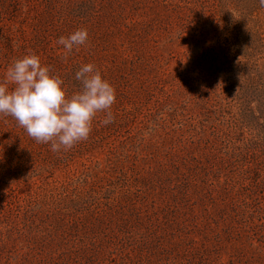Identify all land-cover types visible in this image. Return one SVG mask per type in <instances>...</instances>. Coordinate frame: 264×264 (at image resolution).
I'll list each match as a JSON object with an SVG mask.
<instances>
[{"label":"rangeland","instance_id":"1","mask_svg":"<svg viewBox=\"0 0 264 264\" xmlns=\"http://www.w3.org/2000/svg\"><path fill=\"white\" fill-rule=\"evenodd\" d=\"M28 54L69 96L95 64L115 119L54 153L0 115V264H264L258 0H0V81Z\"/></svg>","mask_w":264,"mask_h":264},{"label":"clouds","instance_id":"2","mask_svg":"<svg viewBox=\"0 0 264 264\" xmlns=\"http://www.w3.org/2000/svg\"><path fill=\"white\" fill-rule=\"evenodd\" d=\"M264 7V0H258ZM87 29H77L57 39L67 58L88 43ZM80 88L69 96L64 80L51 73L36 54L12 62L0 81V115L13 117L37 143L50 144L54 153L71 150L88 139L93 119L103 112L102 124L114 121L115 88L97 66L84 63L75 72ZM11 86V87H10Z\"/></svg>","mask_w":264,"mask_h":264}]
</instances>
